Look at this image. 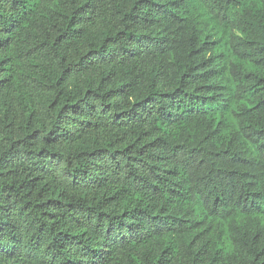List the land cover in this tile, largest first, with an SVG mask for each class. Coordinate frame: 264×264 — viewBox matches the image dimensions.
Here are the masks:
<instances>
[{
	"label": "trees",
	"instance_id": "16d2710c",
	"mask_svg": "<svg viewBox=\"0 0 264 264\" xmlns=\"http://www.w3.org/2000/svg\"><path fill=\"white\" fill-rule=\"evenodd\" d=\"M0 264H264V0H0Z\"/></svg>",
	"mask_w": 264,
	"mask_h": 264
}]
</instances>
